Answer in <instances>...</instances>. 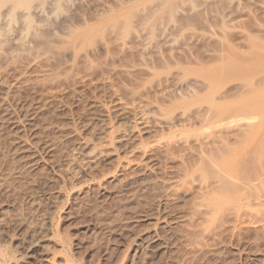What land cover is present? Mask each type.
I'll return each instance as SVG.
<instances>
[{
	"label": "rangeland",
	"instance_id": "1",
	"mask_svg": "<svg viewBox=\"0 0 264 264\" xmlns=\"http://www.w3.org/2000/svg\"><path fill=\"white\" fill-rule=\"evenodd\" d=\"M263 240L264 0H0V264Z\"/></svg>",
	"mask_w": 264,
	"mask_h": 264
},
{
	"label": "bare ground",
	"instance_id": "2",
	"mask_svg": "<svg viewBox=\"0 0 264 264\" xmlns=\"http://www.w3.org/2000/svg\"><path fill=\"white\" fill-rule=\"evenodd\" d=\"M189 1H190V2H189ZM189 1L186 0V2L191 3V5H192V3H195V0H189ZM164 12H166V11H164ZM169 12H170V11H169ZM170 13H171V12H170ZM170 13H169V14H170ZM170 15L172 16V14H170ZM167 16H169V15L167 14ZM171 16H170L169 18H171ZM157 20H158V19H157ZM155 24H156V23H155ZM155 26H156V25H155ZM230 95H232V94H230ZM233 95H234V94H233ZM206 111H207V110H206ZM203 114H204V113H203ZM208 114H209V113H208ZM208 114H207V115H208ZM200 115H201V113H200ZM207 115H206V116H207ZM204 116H205V115H204ZM206 116H205V117H206ZM210 116H211V115H210ZM202 118H203V117H202ZM209 118H210V117H209ZM203 119H205V118H203ZM201 120H202V119H201ZM206 120H207V119H206ZM201 122H202V121H201ZM203 122H204V121H203ZM250 238H251V236H250ZM254 240H255V239H254ZM257 240H258V239H257ZM241 241H242V240H241ZM263 241H264V240H263ZM239 242H240V241H239ZM262 244H263V243H262ZM255 245H256V244H255ZM253 249H254V248H253ZM220 251H221V250H220ZM240 251H241V250H240ZM181 253H182V252H181ZM209 253H210V252H209ZM220 253H221V252H220ZM245 255H246V254H245ZM234 256H235V255H234ZM246 258H247V257H246ZM195 259H196V258H195ZM200 259H201V258H200ZM181 260H182V259H181ZM207 261H208V260H207ZM232 261H233V260H232ZM178 262H179V261H178ZM189 262H190V261H189ZM222 262H223V261H222ZM252 262H253V261H252ZM180 263H181V262H180ZM184 263H185V261H184ZM177 264H178V263H177ZM204 264H205V263H204Z\"/></svg>",
	"mask_w": 264,
	"mask_h": 264
}]
</instances>
